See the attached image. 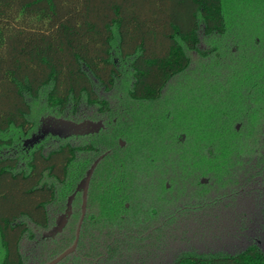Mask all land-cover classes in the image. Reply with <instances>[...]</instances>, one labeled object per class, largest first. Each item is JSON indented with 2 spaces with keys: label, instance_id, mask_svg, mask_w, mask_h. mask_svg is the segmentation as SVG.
<instances>
[{
  "label": "rangeland",
  "instance_id": "rangeland-1",
  "mask_svg": "<svg viewBox=\"0 0 264 264\" xmlns=\"http://www.w3.org/2000/svg\"><path fill=\"white\" fill-rule=\"evenodd\" d=\"M224 6L226 34L201 29V45L188 51L190 67L159 100L129 97L133 71L120 60L117 87L99 92L111 101L113 126L104 125L99 139L67 140L79 158L103 153L91 142L114 147L94 180L89 218V244L102 251V264H173L186 253L235 254L251 245L264 251V0H224ZM46 94L30 99L37 128L53 116ZM1 137L0 157H27L40 144L14 130ZM91 165L79 178L83 166L75 163L74 189ZM23 253L31 264V250ZM44 254L35 251V264ZM1 257L0 243V263ZM74 262L82 264H62Z\"/></svg>",
  "mask_w": 264,
  "mask_h": 264
},
{
  "label": "trees",
  "instance_id": "trees-1",
  "mask_svg": "<svg viewBox=\"0 0 264 264\" xmlns=\"http://www.w3.org/2000/svg\"><path fill=\"white\" fill-rule=\"evenodd\" d=\"M201 29L226 34L224 0H0V147L5 145L3 133L31 136L37 131L30 99L45 89L53 116L97 120L96 109L110 130L115 111L99 92L117 87L120 60H129L133 71L129 97L155 102L168 83L190 67L188 51L201 45ZM97 134L93 136L99 139L102 133ZM68 139L51 135L27 157H0V264H26L23 247L31 250V264L35 251L44 249L43 264L73 245L75 219L54 239L44 241L42 234L74 193L85 166L97 154L95 169L100 170L109 158L105 152L114 147L91 142L103 153H80L79 158ZM23 156L26 169L20 168ZM75 163L83 170L76 171L78 177L70 185ZM92 205L90 201V211ZM90 227L85 220L78 249L66 260L102 264V251H91ZM173 264H264V251L251 245L235 254L186 253Z\"/></svg>",
  "mask_w": 264,
  "mask_h": 264
},
{
  "label": "water",
  "instance_id": "water-1",
  "mask_svg": "<svg viewBox=\"0 0 264 264\" xmlns=\"http://www.w3.org/2000/svg\"><path fill=\"white\" fill-rule=\"evenodd\" d=\"M102 126H103V123L101 121L95 122L92 120H84L82 122H76V121H73L67 118L48 116V117L41 119L39 132L37 135H33L29 143L33 144L35 142H38L39 140H43L48 135H53V136H58L60 138L68 139L74 136H85V135H89L93 133H98L101 130ZM97 163L98 161L95 162L91 166L86 176L78 184L77 189L74 192V194H72L69 197L68 209L66 213L61 215L57 220L56 226L45 234L46 238L55 237L57 234L61 233L64 230L71 216V213H72V207H71L72 201L75 198L76 193L78 191L83 190V193H84L83 194L84 202H83V207H82L83 217L78 224L75 241L71 247L63 251L61 254L55 257L48 264H59L66 257L74 253L78 247V244L80 241V234H81L83 219L86 213L88 188H89V184H90L93 171L95 170Z\"/></svg>",
  "mask_w": 264,
  "mask_h": 264
},
{
  "label": "flooded vegetation",
  "instance_id": "flooded-vegetation-1",
  "mask_svg": "<svg viewBox=\"0 0 264 264\" xmlns=\"http://www.w3.org/2000/svg\"><path fill=\"white\" fill-rule=\"evenodd\" d=\"M84 120H92V121H95V122H97V121H101L102 123H103V120H95V119H87V118H83V119H79V120H73V121H76V122H82V121H84ZM40 124H41V122H40ZM39 128H40V125H39V127L37 128V131L36 132H34V133H32V136L33 135H37L38 134V132H39ZM238 129H239V127H237ZM104 129V127L102 126V128H101V130L100 131H102ZM99 133V132H98ZM96 135L97 133H93V134H89V135H85V136H74L76 139H81V138H86V137H89V136H92V135ZM51 135H48V136H46L44 139H46V138H48V137H50ZM53 136V135H52ZM72 137H70L69 139H71ZM43 139V140H44ZM38 142H41L40 140L38 141ZM112 151L113 150H110V151H107L106 153H109L108 154V156L109 157H111V155L113 154L112 153ZM96 156V158L94 159V161L92 162V164L94 163V162H97L98 160H99V156L97 155V154H95ZM100 161V160H99ZM98 164V163H97ZM101 168V167H100ZM103 168V167H102ZM87 172H88V170H87ZM87 172H86V174H87ZM98 170L96 171V169L93 171V174H92V177H91V180H90V184H89V188H88V193H87V204H86V213H85V215H84V219H83V222H85V220H88L89 218H94V214H93V212H92V210L90 211V208H89V206H90V201H92L91 200V194H92V190L93 189H95L96 187H97V185H96V183H95V179H96V177H97V175H98ZM86 174H85V176H86ZM84 176V177H85ZM83 177V178H84ZM82 178V179H83ZM81 179V180H82ZM81 182V181H80ZM79 182V183H80ZM78 186V185H77ZM76 189H77V187L75 188V190L74 191H76ZM72 194H74V193H72ZM83 190H81V191H78L77 193H76V195H75V198L73 199V201H72V205H71V207H72V213H71V216H70V218H69V220H68V223H67V225H66V227L64 228V230L61 232V233H59V234H57L55 237H45V234L47 233V232H49L50 230H52L55 226H56V223H57V220H58V218L61 216V215H63V214H65L66 213V211H67V209H68V200H69V197L71 196H69L68 198H67V200H66V203L64 204V207H62L61 208V210L55 215L54 214V221H53V224L51 225V227L48 229V230H46V231H44L43 232V234H42V239L44 240V241H49V240H51V239H54V238H56V237H58V236H60V234H62V233H64V231L67 229V227L69 226V224L75 219L76 221H78V224H79V222H80V220L82 219V217H83V210H82V207H83V202H84V199H83ZM93 195V194H92ZM77 227H78V225H77ZM76 232H77V230H76ZM76 238V237H75ZM71 247V246H70ZM69 248V247H68ZM67 248V249H68ZM77 249H78V247H77ZM77 249H76V251H77ZM66 250V249H65ZM64 250V251H65ZM76 251H75V253H76ZM61 254V253H60ZM57 257V256H56ZM55 258V257H54ZM53 258V259H54ZM53 259H51V260H49L46 264H48L50 261H52ZM63 261V260H62ZM99 262H98V260L97 261H95L93 264H98Z\"/></svg>",
  "mask_w": 264,
  "mask_h": 264
}]
</instances>
